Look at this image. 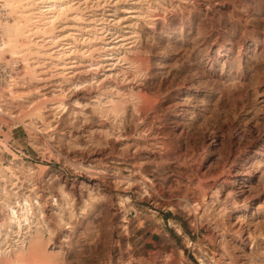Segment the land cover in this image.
I'll return each mask as SVG.
<instances>
[{
  "label": "rangeland",
  "instance_id": "1",
  "mask_svg": "<svg viewBox=\"0 0 264 264\" xmlns=\"http://www.w3.org/2000/svg\"><path fill=\"white\" fill-rule=\"evenodd\" d=\"M72 2L73 77L25 34L3 96L0 249L24 198L55 264H264V0Z\"/></svg>",
  "mask_w": 264,
  "mask_h": 264
},
{
  "label": "bare ground",
  "instance_id": "2",
  "mask_svg": "<svg viewBox=\"0 0 264 264\" xmlns=\"http://www.w3.org/2000/svg\"><path fill=\"white\" fill-rule=\"evenodd\" d=\"M0 1L3 2L4 6L10 12V14L12 13L13 16H15L13 22L4 24L5 27L3 28H4L5 40L0 45V53L5 54L6 52V55L8 54L11 58L12 57L16 58L18 56H24L23 54L28 53V51L29 52L32 51V49L36 47V45H38L39 43L38 47H40V49L42 48V50L37 51V54L39 55V57L34 62L36 63V66L34 67L36 69L41 70L40 73L44 74L43 77L39 78L40 80H42L41 83H44L45 85H47V89L49 88L51 89L53 87V84H51V82L48 81V79L50 78V76H56L52 74L47 76L49 72L45 70L46 68L45 64L46 65L51 64L52 67L55 68V70L57 71L61 70L60 72L56 74H64L66 76L69 75L68 77H73L71 75L72 73H74V68H75V66L72 65L73 62L63 64V65H59L58 63L61 61L62 57L64 56V52L65 51L70 52L69 50L71 49V47H69L67 43L64 44L63 48L62 46L60 48L59 43L61 41L74 37L73 33L69 32L67 34L66 32L64 36L59 38L60 35H57V33L60 34L63 31V28L65 27L63 26L61 28H57L56 26H54L58 20L59 15H64L66 14V12H70V11L72 12V10L75 9L74 8L75 3L72 2L73 0H0ZM73 13L75 12L73 11L72 14ZM77 14L75 13V15L72 18H70V20L72 19L76 20L75 17L79 15ZM69 26L66 25L67 28H70ZM34 33H40L39 36H41L40 38H38L37 36L33 37L34 39L36 38L33 43L35 46L31 48V50L28 47H26L27 45L21 47L19 44L20 38L24 37L25 34H26L25 37L27 36L29 37L31 34L33 35ZM47 33H50V34L46 35ZM249 43H251V45L248 44V46L246 47V50L249 49L251 46H253L255 49L258 44L260 45L262 43V41L257 35H255L253 38H251ZM45 44L46 45L49 44V45L46 47ZM222 52H225V54L232 52V46H230V48L222 49L220 45L217 48L215 54L220 56ZM46 60L48 61L45 62ZM52 61L55 63H52ZM27 65L28 67H30L29 66L30 64L27 63ZM236 68L238 72L241 71L240 65H237ZM44 84H43V87L45 86ZM79 85L80 84H73L76 90H79L78 88ZM42 90H45V87ZM108 102H110V104L112 103L111 100ZM56 108L63 109L64 104L59 103V102L52 103L51 109H56ZM30 206L31 205L29 204L28 199H24V198H23V204H19V202L17 203L18 209H16V206H11L7 203V206H6L8 210V214L6 218L7 228H9L10 231H12L14 228H17V230L20 231L22 227L24 226L23 229L27 228V232L23 234L20 242H18V240L16 241L18 243L16 244L15 248L11 249L10 251H6V250L2 251L0 249V257L4 256V258L6 257L7 260L8 259L10 260L11 258L12 261L10 263L12 264H15V263L55 264L54 255L47 253L46 243H47L48 238L44 239L42 235V231L39 228H35L32 231L30 229L32 222H30L29 220H30L31 215H33L32 212L29 213L31 211ZM55 206H57V204ZM40 214L41 213L39 212L38 216ZM54 214H56L57 222L59 224L65 223L64 218L62 216L58 215V213H54ZM68 215L71 216L72 214H68ZM18 234L19 233H17V235ZM4 258H1L0 261L2 262L6 261V259Z\"/></svg>",
  "mask_w": 264,
  "mask_h": 264
},
{
  "label": "built area",
  "instance_id": "3",
  "mask_svg": "<svg viewBox=\"0 0 264 264\" xmlns=\"http://www.w3.org/2000/svg\"><path fill=\"white\" fill-rule=\"evenodd\" d=\"M11 20L9 12L0 1V45L5 40L4 37V24ZM22 69V63L19 61V57H10L6 54L0 53V117L6 115V109L3 101V96L8 94V90L18 83V76ZM17 127V126H16ZM0 129L3 131L5 127L0 123Z\"/></svg>",
  "mask_w": 264,
  "mask_h": 264
},
{
  "label": "trees",
  "instance_id": "4",
  "mask_svg": "<svg viewBox=\"0 0 264 264\" xmlns=\"http://www.w3.org/2000/svg\"><path fill=\"white\" fill-rule=\"evenodd\" d=\"M167 218L169 217V216H166Z\"/></svg>",
  "mask_w": 264,
  "mask_h": 264
}]
</instances>
